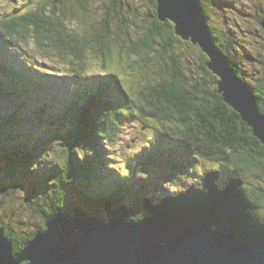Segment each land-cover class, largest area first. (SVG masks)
I'll return each instance as SVG.
<instances>
[{"label": "trees", "instance_id": "trees-1", "mask_svg": "<svg viewBox=\"0 0 264 264\" xmlns=\"http://www.w3.org/2000/svg\"><path fill=\"white\" fill-rule=\"evenodd\" d=\"M144 1L153 8L144 15L135 8L143 0H24L0 16V92L21 103L0 125V229L15 252L58 212L107 222L169 220L175 231L206 224L244 241L264 238V144L223 101L208 54L159 19L156 0ZM201 3L213 45L263 111L264 65L259 87L234 59L232 34L210 22L211 5L228 2ZM8 47L29 67L19 68ZM50 72L52 84L35 79ZM29 121L58 124L30 145L32 135L15 130ZM128 127L133 137L121 143ZM11 136L19 137L16 146L7 144ZM113 147L123 149L117 169L107 166ZM165 184L194 191L169 194ZM24 213L34 224L20 233L26 221L11 217Z\"/></svg>", "mask_w": 264, "mask_h": 264}, {"label": "water", "instance_id": "water-1", "mask_svg": "<svg viewBox=\"0 0 264 264\" xmlns=\"http://www.w3.org/2000/svg\"><path fill=\"white\" fill-rule=\"evenodd\" d=\"M158 17L175 34L210 57L223 101L237 111L264 144V110L250 86L213 45L201 0H156ZM264 29V22L261 24ZM264 264V238L244 241L227 230L191 223L176 231L169 220L107 222L58 212L44 230L16 251L0 229V264Z\"/></svg>", "mask_w": 264, "mask_h": 264}, {"label": "rangeland", "instance_id": "rangeland-1", "mask_svg": "<svg viewBox=\"0 0 264 264\" xmlns=\"http://www.w3.org/2000/svg\"><path fill=\"white\" fill-rule=\"evenodd\" d=\"M226 1L229 4L227 3L220 8H215L212 7L211 5L210 22L214 25H218L220 28H224L226 31L232 34L234 40L233 43L230 44V49L233 50L232 54L234 59L239 63L245 65V69L248 71L250 75L249 79L252 81V83L254 82L256 86L259 85L260 87L262 74H259L257 69L260 68L261 65H264V29L261 26L263 22L259 23L258 19L264 17L262 10L264 4H261L262 2H260L259 0H226ZM23 5H24V0H0V16L2 14L4 15L8 13L13 8L14 9L16 7L19 8L20 6ZM135 8L136 9L139 8L138 10L139 13L143 15L144 12L150 13L153 11L152 3L148 4V2L144 0L141 6H136ZM262 15L263 17H261ZM139 19H144V17H139ZM187 42L192 44L190 40H187ZM4 52L8 57H11L12 54L17 53V50H15V48L13 47H8L5 49ZM186 55L198 56V53L194 49H188L186 51ZM245 56L250 57L248 61L246 59L243 60ZM19 58L22 59L21 57ZM2 59L3 57L0 58V63ZM14 61L16 62L19 68H21L22 65L29 67L27 63H23L21 62V60L18 61L14 60ZM30 69L34 70L33 67H30ZM49 74H50L49 76L47 75L43 76L42 74L38 76L39 78L42 79L43 82L47 81V83L49 84L50 82L55 81V76H53L52 73ZM56 78L58 77L56 76ZM44 83L46 84V82ZM60 92L61 90L58 91L53 90L51 91V94L52 96H58V99H60L61 98ZM12 93L13 92L9 91L6 97L3 92L0 93V125L2 122H4L3 120H1V117L4 115V112L11 113L14 110L10 100V98L13 99V97L12 96L8 97V95ZM262 94H264V91L262 92ZM18 101H22V99H18ZM32 102L33 100L30 101L29 103L32 105ZM32 109L29 108V110ZM26 123H28V126L24 127ZM26 123L25 122L21 123L20 126H17L15 128V130L16 133L21 135H26V134L32 135V139L30 140V145L33 141L38 142V140H41V138L44 135L45 129L47 128L49 123H52L53 127H56V125L58 124L53 122H45V123L42 122V123H38L37 126H32V123H30V121ZM132 137H133L132 128L130 127L124 128L123 133L121 134V143H126L127 141L132 139ZM17 139H19L18 136H15V139L13 136H11L9 140L12 141L11 143H7L5 141L4 142L10 145L11 147H13V145L14 146L17 145V143L15 142V140ZM1 144H3V140H1ZM121 151H123V149L122 148L119 149L118 147L109 148L108 150L107 159L110 161V164H112L113 168L115 169H117L118 165L121 164V157H120ZM44 158L46 160H51L52 156L49 153ZM2 171L3 169L0 168V172ZM14 188H15V183H14ZM164 189L168 191L167 193L169 194H173L174 192L175 193L181 192L182 196L186 195L191 191H194V189H188V188L177 189L168 184L164 185ZM18 190L25 191L24 188L22 187L17 189L16 191ZM163 193L164 191L159 192V195L161 196ZM18 196L19 198L25 197L20 193L18 194ZM164 197H167V195H165ZM158 201L159 200H155L154 203H157ZM0 211L4 212L1 209V207H0ZM11 219H13L14 221H16V223L19 224L21 223V221H26L25 226H20L21 227L19 229L20 233H24L27 230H30L34 224V220L29 217L28 213L19 215L17 219L15 218V216H12Z\"/></svg>", "mask_w": 264, "mask_h": 264}, {"label": "flooded vegetation", "instance_id": "flooded-vegetation-1", "mask_svg": "<svg viewBox=\"0 0 264 264\" xmlns=\"http://www.w3.org/2000/svg\"><path fill=\"white\" fill-rule=\"evenodd\" d=\"M262 90H263V89L260 90L261 93H262Z\"/></svg>", "mask_w": 264, "mask_h": 264}, {"label": "bare ground", "instance_id": "bare-ground-1", "mask_svg": "<svg viewBox=\"0 0 264 264\" xmlns=\"http://www.w3.org/2000/svg\"><path fill=\"white\" fill-rule=\"evenodd\" d=\"M174 25V24H173Z\"/></svg>", "mask_w": 264, "mask_h": 264}]
</instances>
